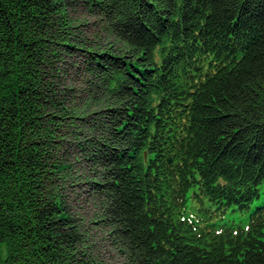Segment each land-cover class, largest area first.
I'll return each instance as SVG.
<instances>
[{
	"label": "trees",
	"instance_id": "16d2710c",
	"mask_svg": "<svg viewBox=\"0 0 264 264\" xmlns=\"http://www.w3.org/2000/svg\"><path fill=\"white\" fill-rule=\"evenodd\" d=\"M0 264H264V0H0Z\"/></svg>",
	"mask_w": 264,
	"mask_h": 264
},
{
	"label": "rangeland",
	"instance_id": "374dc122",
	"mask_svg": "<svg viewBox=\"0 0 264 264\" xmlns=\"http://www.w3.org/2000/svg\"><path fill=\"white\" fill-rule=\"evenodd\" d=\"M71 15L75 18L76 21L78 20H83L84 22L86 21L87 25L90 27V30H88L86 33L87 34H92L94 31V29H96V24H95V18L93 15H90L87 11L84 10V8H81L80 6H77V3H75L74 8L71 11ZM80 49L78 51H75V53L73 54V56L71 57H66L64 58L65 60H63L61 63L67 64V62L71 63L74 65L73 67V76L72 78H70L68 85H72L75 84L79 87H83L84 85V75L82 74V72L80 73L79 71H81L79 68H76L79 61L80 63L83 62L82 59L84 60V51ZM87 57V55H86ZM82 64V63H81ZM88 64V58L86 59V61L83 62L82 66ZM127 72V71H126ZM130 75L131 73L128 72ZM128 74V75H129ZM70 190V195H80V197H88L86 195L87 190L86 189V184L81 180V179H77V182L75 184H72V186H69ZM260 198L253 200V204L251 202V205L249 207L248 210H246L245 212H240L238 210H226V212L224 213V218H219V217H215L212 216L211 217V221L216 222L217 224H228V223H234L235 225H240L243 224L244 222L248 221V211L250 209H252L258 202H260ZM81 210L83 211L84 215H87V208L88 207H81L82 202L79 203ZM187 205H188V212H194V210L191 208L192 206H196V202L193 201L192 199H188L187 200ZM203 207H206L207 205H212L209 203V201L204 198L203 203H202ZM85 218L87 216H84ZM90 225H92V223H90ZM99 233L94 235V238H98L99 237ZM96 243V246L98 248L99 251L104 252V254L107 255H111L112 253H110V247L111 245L109 243H106V240L102 239L101 241L99 239L94 240ZM101 253V252H100Z\"/></svg>",
	"mask_w": 264,
	"mask_h": 264
}]
</instances>
